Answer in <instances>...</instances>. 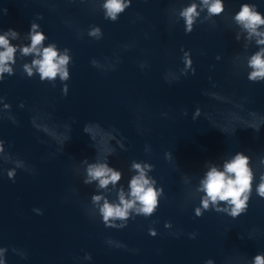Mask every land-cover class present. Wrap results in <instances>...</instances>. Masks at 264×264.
I'll list each match as a JSON object with an SVG mask.
<instances>
[{
    "label": "clouds",
    "instance_id": "1",
    "mask_svg": "<svg viewBox=\"0 0 264 264\" xmlns=\"http://www.w3.org/2000/svg\"><path fill=\"white\" fill-rule=\"evenodd\" d=\"M131 0H104L102 8L106 19L113 22L117 21L119 15L130 7ZM207 11L205 20L211 19L213 16L221 15L225 11L223 0H199V3L192 2L188 6L182 8L179 16L185 22V32L191 33L201 12ZM6 11V10H5ZM42 18V17H39ZM235 24L240 28L241 33H246L245 39L248 42L255 41L259 50L247 58V67L251 69L248 79L253 82L264 80V14L257 10L255 4L243 3L238 12L233 16ZM89 36L100 39L102 31L99 27L90 29ZM30 44L14 45L13 40H18L20 34L8 29L0 34V81L5 77L14 75L13 65L16 63V54L19 52L21 57L32 56L30 63L23 64V72L28 77L38 74L41 81L55 82L57 78L64 82L69 80V64L72 57L69 55L70 50L65 48L62 51L58 49L55 43H49L44 46L47 39L45 33L40 30V25L31 23L28 33ZM236 40H240V33L236 35ZM247 46V45H246ZM183 51V61L185 64V72L192 68V60L188 51ZM219 59V57H217ZM95 65L96 61H92ZM193 74L195 69H192ZM64 95L68 93V85L64 84L62 88ZM3 98L0 97V102ZM23 107V104H21ZM5 109H9L10 105L5 103ZM199 115V109L194 114V119ZM11 118V117H10ZM13 122H15L13 120ZM258 131V127L256 129ZM85 132L90 133L92 138H96L99 129L91 125L85 126ZM107 139H113L111 135L106 136ZM117 143H120L117 141ZM4 142L0 140V159L5 162L14 164V168L7 171L10 179H14L17 168H25V164L21 160H14L5 153ZM123 148L124 145L120 144ZM113 149H109L107 155H111ZM86 178L83 183L85 185L92 184L93 181L98 182V188L106 189L109 185L115 187L122 178L121 171L109 166L107 159L89 163L86 159ZM264 163V159L261 160ZM131 170L135 171L128 183L129 191L127 196L124 188L121 186L117 192L118 202H109V200L101 195H93L92 204L98 209L99 215L102 217L103 223L107 227L124 228L127 221L132 216L143 215L150 217L155 213L159 205V198L163 194L162 188H157L156 180L148 175L153 170V165L145 162L132 161ZM255 174L251 166V158L243 152H237L230 160L223 164V170L216 166H211L203 179L200 180L197 188L198 192H202L200 207L195 209V215L200 217L204 211L210 208L216 212H222L233 218L240 216L247 211L248 202L253 190ZM256 193L259 197L264 198V174L260 176V182L256 185ZM101 201L103 203L101 204ZM38 214H42L41 210L34 209ZM119 221V223H117ZM165 227H171L166 224ZM150 235L155 236L157 233L154 229L149 230ZM194 238V234L192 235ZM6 249L0 248V264H5L4 254ZM86 259H91L88 255ZM206 264H213L212 260L206 261ZM252 264H264V254H257Z\"/></svg>",
    "mask_w": 264,
    "mask_h": 264
}]
</instances>
